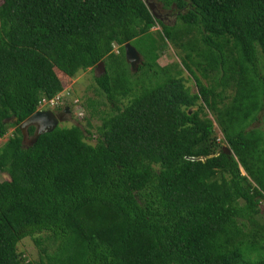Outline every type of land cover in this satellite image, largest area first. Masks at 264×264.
<instances>
[{
	"label": "trees",
	"instance_id": "16d2710c",
	"mask_svg": "<svg viewBox=\"0 0 264 264\" xmlns=\"http://www.w3.org/2000/svg\"><path fill=\"white\" fill-rule=\"evenodd\" d=\"M163 3L178 23L144 0H0V138L14 127L0 146V264H264V0ZM165 40L174 74L157 61ZM126 42L155 81L120 106ZM97 65L114 112L96 142L87 119L24 144L41 99ZM35 233L26 260L17 244Z\"/></svg>",
	"mask_w": 264,
	"mask_h": 264
},
{
	"label": "rangeland",
	"instance_id": "374dc122",
	"mask_svg": "<svg viewBox=\"0 0 264 264\" xmlns=\"http://www.w3.org/2000/svg\"><path fill=\"white\" fill-rule=\"evenodd\" d=\"M146 4L151 3L153 8L152 11L159 16L161 22L174 25L178 23L176 18L177 10L174 4L166 7L164 6L163 0H144ZM161 17V19H160ZM154 35H157V31L161 30V26L157 23L152 29ZM158 37V36H156ZM166 41V40H165ZM161 43V42H160ZM163 44L161 43V46ZM165 45V44H164ZM116 50V46L114 47ZM136 48V47H135ZM160 57L157 60L160 65L167 66V73L174 74L177 71L179 65L181 66V56L178 52L177 48L171 44L169 41H166V47L159 51ZM140 62H138L136 69L132 70L130 65L128 70L131 73V77L129 84L132 83L133 88L127 97L121 98L118 101V105L124 106L128 99L133 98L137 95L141 87L147 86L150 81L147 74V70L145 68L138 69V65L141 64L143 58L142 56ZM126 60V58H125ZM100 70L96 69L95 66L92 68H87L86 70L79 71L75 76L67 78L63 82L64 90L61 92L64 95V103L58 108H69V112L66 113L65 118L59 121V126H70L73 124H79L84 128H87L86 120L89 119L91 122V127L89 130L91 131V137L89 141L92 143L96 142V138L98 137L97 127L101 124L102 118L114 112L112 104L106 98L103 91L98 87L95 77L98 76L102 71V65H100ZM182 75L185 77L186 84L190 87L192 92L197 91L196 85L192 77L188 74L187 71H182ZM202 82L205 84H209V79H204L200 77ZM155 80H151L150 82H154ZM69 93L67 95L66 93ZM77 100L80 104L83 116H78L76 112L72 110L73 101ZM215 124L216 134L221 137V133L217 128L214 117L209 115ZM257 125L256 122L252 123L251 126ZM14 127L10 126L3 137L0 138V146L7 140V138L12 134ZM29 139L28 137L26 138ZM24 144H28L24 141ZM3 179H9V175L6 172L0 171V181ZM261 222H264V202L261 204L260 216H257V219ZM38 235L44 236L45 234L35 233L33 235H27L24 238L20 239L17 244V249L22 253V256L26 260H37L39 257V249L34 243V238Z\"/></svg>",
	"mask_w": 264,
	"mask_h": 264
},
{
	"label": "water",
	"instance_id": "95a60500",
	"mask_svg": "<svg viewBox=\"0 0 264 264\" xmlns=\"http://www.w3.org/2000/svg\"><path fill=\"white\" fill-rule=\"evenodd\" d=\"M147 5L155 17L159 18V16L152 11V4L148 3ZM124 49L126 61L129 63L132 70L136 69L138 62L141 60L140 53L130 42L124 44ZM13 119L15 120L16 118L13 117ZM58 123L59 118L51 109H37L19 124V128L23 134L24 140L27 127L33 125L35 127V132L31 142H34L40 134L50 132L58 125ZM225 151L229 152L230 150L228 147H225Z\"/></svg>",
	"mask_w": 264,
	"mask_h": 264
},
{
	"label": "built area",
	"instance_id": "2783aa9c",
	"mask_svg": "<svg viewBox=\"0 0 264 264\" xmlns=\"http://www.w3.org/2000/svg\"><path fill=\"white\" fill-rule=\"evenodd\" d=\"M69 95V93H66ZM64 103V95L62 93H57L52 98H42L39 102L38 109H53L56 106H61ZM72 110L77 113L78 116H83V111L80 106V104L77 102V100L73 101V108Z\"/></svg>",
	"mask_w": 264,
	"mask_h": 264
},
{
	"label": "flooded vegetation",
	"instance_id": "af4514ba",
	"mask_svg": "<svg viewBox=\"0 0 264 264\" xmlns=\"http://www.w3.org/2000/svg\"><path fill=\"white\" fill-rule=\"evenodd\" d=\"M160 19H161V17H160ZM95 68L100 70L101 67H100V65H97V66H95ZM59 107L60 106H56V107H54L51 110L56 114V116H58L59 121H60L63 118H65L66 113L69 112V108L65 107V108H62V109H58ZM27 137L29 138L28 140L26 139ZM32 138H33V136L31 137V136L26 135V137L23 140V142L26 141L27 143H30Z\"/></svg>",
	"mask_w": 264,
	"mask_h": 264
},
{
	"label": "clouds",
	"instance_id": "9594fccd",
	"mask_svg": "<svg viewBox=\"0 0 264 264\" xmlns=\"http://www.w3.org/2000/svg\"><path fill=\"white\" fill-rule=\"evenodd\" d=\"M38 109V108H37ZM40 110H42V109H40Z\"/></svg>",
	"mask_w": 264,
	"mask_h": 264
}]
</instances>
